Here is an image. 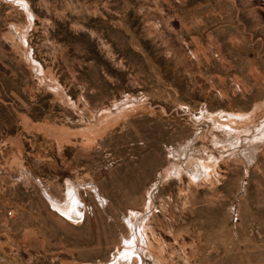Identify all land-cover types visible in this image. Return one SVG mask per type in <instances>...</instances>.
I'll return each mask as SVG.
<instances>
[{
  "label": "rangeland",
  "instance_id": "rangeland-1",
  "mask_svg": "<svg viewBox=\"0 0 264 264\" xmlns=\"http://www.w3.org/2000/svg\"><path fill=\"white\" fill-rule=\"evenodd\" d=\"M135 263L264 264V0H0V264Z\"/></svg>",
  "mask_w": 264,
  "mask_h": 264
},
{
  "label": "bare ground",
  "instance_id": "bare-ground-1",
  "mask_svg": "<svg viewBox=\"0 0 264 264\" xmlns=\"http://www.w3.org/2000/svg\"><path fill=\"white\" fill-rule=\"evenodd\" d=\"M193 164L194 165H196V171H195V174H196V176H195V179L197 178V179H199L200 181H202V182H206L207 180H208V178H211L210 180H208V181H213L214 179V177H213V172L211 171V169H209L208 168V165H207V163L205 164V163H203V166H202V168H203V171L201 170V167H200V165L197 163V160H194V162H193ZM201 173H203L204 175H200ZM209 174V175H208ZM208 177V178H207ZM79 202V201H78ZM75 208H74V211L71 213V214H69L68 216H70V218H71V220H73V221H75V222H79V220L82 218V214H81V209H80V205H76V206H74ZM61 210V209H60ZM62 212H64L63 210H62ZM131 216H132V223H133V225L134 224H136L135 223V221L136 220H139V216H140V214H138V213H132L131 214ZM135 227V226H134ZM136 230V229H135ZM147 231V232H146ZM143 235L144 234H146V236H147V238L149 239V243H148V245L149 246H151L152 248H153V246H154V242H153V240H152V238L150 237V235H149V233H148V229H147V226L145 225V229H144V232L142 233ZM127 240V239H126ZM132 252V251H131ZM133 253H134V251H133ZM130 254V253H129ZM145 262V261H144ZM136 264V263H135Z\"/></svg>",
  "mask_w": 264,
  "mask_h": 264
},
{
  "label": "crops",
  "instance_id": "crops-1",
  "mask_svg": "<svg viewBox=\"0 0 264 264\" xmlns=\"http://www.w3.org/2000/svg\"><path fill=\"white\" fill-rule=\"evenodd\" d=\"M72 185V189L70 190L69 189V191H71V192H69V196H70V198H73V197H76L75 195H74V192H73V190L74 189H76L77 187H75V185L73 186V184H71ZM69 188V187H68ZM77 190V189H76ZM75 191V190H74ZM77 192H78V190H77ZM72 194V195H71ZM79 198H80V196H79ZM80 200H81V198H80ZM82 203H83V205H85L84 204V202H83V200H82ZM86 208V207H85ZM85 217H86V213L85 212H83V215H82V219L81 220H83V219H85ZM64 218V217H63ZM65 219V218H64ZM66 220V219H65ZM67 221V220H66ZM68 222V221H67ZM69 223V222H68ZM69 224H72V225H74L73 223H69ZM75 226H77V225H75Z\"/></svg>",
  "mask_w": 264,
  "mask_h": 264
}]
</instances>
